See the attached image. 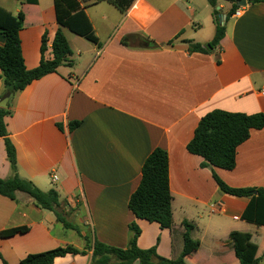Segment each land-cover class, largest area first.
I'll return each instance as SVG.
<instances>
[{
	"label": "crops",
	"instance_id": "crops-1",
	"mask_svg": "<svg viewBox=\"0 0 264 264\" xmlns=\"http://www.w3.org/2000/svg\"><path fill=\"white\" fill-rule=\"evenodd\" d=\"M78 1L99 44L74 56L78 40H70L63 28L71 64L18 92L5 118L19 176L44 192L57 190L59 210L77 229L65 227L25 194L18 193L16 201L0 195V231L28 229L0 238V264H20L29 254L68 246L87 254L58 257L54 264H90V241L125 249L133 222L141 229L138 246H156L164 258L179 257L188 223L200 247L186 264H237L230 235L262 240L264 226L243 219L250 199L223 193L212 170L202 167L204 159L187 145L201 118L215 109L264 114V1L242 0L246 5L239 7L240 0H218L227 32L207 53H191L186 41L207 48L213 39L216 23L208 0H134L125 11L108 0ZM0 7L23 13V57L28 69L38 67L42 37L47 34L49 57L59 27L54 0L36 5L0 0ZM234 7L243 9L241 15L235 11L227 19ZM4 43L0 33V47ZM97 48L106 53L95 60ZM2 88L0 78V94ZM73 121L81 124L71 130ZM156 148L169 156L170 229L138 219L128 207L144 161ZM214 171L230 187L264 189V128L251 130L238 147L233 170ZM12 175L0 137V178Z\"/></svg>",
	"mask_w": 264,
	"mask_h": 264
},
{
	"label": "trees",
	"instance_id": "trees-1",
	"mask_svg": "<svg viewBox=\"0 0 264 264\" xmlns=\"http://www.w3.org/2000/svg\"><path fill=\"white\" fill-rule=\"evenodd\" d=\"M28 4L36 5L38 0H25ZM121 11H125L134 0H108ZM218 0H208L213 8L216 31L213 39L208 43L207 48L201 44L186 41L189 51L207 53L209 50L220 45L226 36V25L219 21L217 11ZM257 2L264 0H255ZM54 9L58 29L51 44V56H46L48 51L47 34L42 37L41 61L38 67L28 69L25 64L21 49L20 32L24 27L23 13L17 16L0 7V33L5 38V43L0 47V78L3 88L0 94V137L4 139L8 160L13 175L8 179L0 178V195L16 201L17 194L22 193L31 198L34 204L46 211L55 213L58 222L65 227L72 226L63 214L58 210L61 206L60 193L51 189L47 192L40 190L31 181L23 179L17 172L16 149L11 139L5 118L11 115L10 104L14 96L23 91L31 83L46 75L57 73V70L65 65L71 64L70 56L72 49L66 38L63 28L73 34L82 37L89 42L99 44L91 22L82 9L78 0H54ZM236 11L234 7L227 19ZM122 43L128 45V38ZM150 47H156L153 42ZM12 93L13 97L8 102V107H1L2 101L7 94ZM81 122H70V129L73 130ZM264 128V114L258 113L247 115L244 113H230L215 109L204 115L194 136L187 145V150L204 159L202 167L210 168L219 189L233 197H247L250 199L246 207L243 219L257 226H264V189L261 188H234L221 180L214 171V167L233 170L236 167V155L238 147L250 137L253 129ZM173 197L170 190L169 179V156L162 148H156L144 161L142 177L138 188L131 195L128 203L130 211L138 218L149 222H155L162 229H170L173 225ZM184 248L176 259H167L160 256L157 247L142 249L138 246V238L141 234L139 226L133 222L129 224V241L125 249L113 247L95 239L90 241L89 250H92L90 264H186V258L199 249L200 242L191 237L192 226L185 223ZM27 228H14L0 231V238L12 237L18 233H26ZM230 242L234 249L237 264H259L264 260V251L261 255L249 260L247 250L253 244L259 245L261 238L252 237L250 234L232 233ZM263 250V249H262ZM68 254L86 255V250H79L73 246L60 247L42 253L27 255L20 264H54L55 259ZM3 264H8L3 260Z\"/></svg>",
	"mask_w": 264,
	"mask_h": 264
},
{
	"label": "rangeland",
	"instance_id": "rangeland-1",
	"mask_svg": "<svg viewBox=\"0 0 264 264\" xmlns=\"http://www.w3.org/2000/svg\"><path fill=\"white\" fill-rule=\"evenodd\" d=\"M65 34L67 35V37L71 40L76 38L78 40V44L75 45V47L73 48V55L77 56L79 49L81 51H91L93 49V47H95V45H93V43L89 42L86 39L80 38L78 36H76L75 34H73L72 32H70L69 30L65 29ZM96 59L97 60L99 57L103 56L106 53V49H98L96 50ZM99 52V53H98ZM78 63V62H77ZM81 75V73L79 74ZM58 185V184H57ZM59 210V209H58ZM63 216L66 218L65 214L59 210ZM208 211V210H207ZM177 236V235H176ZM263 249V250H262ZM264 251V236H262V240L260 242V244L257 246H254L253 244L248 248L247 250V258L249 260L255 258L256 256H259L263 253ZM264 262V261H263Z\"/></svg>",
	"mask_w": 264,
	"mask_h": 264
},
{
	"label": "water",
	"instance_id": "water-1",
	"mask_svg": "<svg viewBox=\"0 0 264 264\" xmlns=\"http://www.w3.org/2000/svg\"><path fill=\"white\" fill-rule=\"evenodd\" d=\"M246 5V2L240 0L239 3H238V6L241 7V6H245ZM13 97V94L12 93H9L7 94V96L5 97V99L2 101V104H1V107L3 108H7L8 107V102L10 101V99Z\"/></svg>",
	"mask_w": 264,
	"mask_h": 264
},
{
	"label": "built area",
	"instance_id": "built-area-1",
	"mask_svg": "<svg viewBox=\"0 0 264 264\" xmlns=\"http://www.w3.org/2000/svg\"><path fill=\"white\" fill-rule=\"evenodd\" d=\"M242 11H243V9H242V8H241V9H239V10H237V11H236V13H235L236 17L240 16V15H241V13H242ZM53 180H54V181H56V180H57V177H56V176H54V177H53Z\"/></svg>",
	"mask_w": 264,
	"mask_h": 264
}]
</instances>
